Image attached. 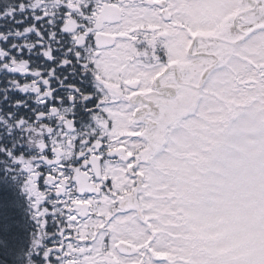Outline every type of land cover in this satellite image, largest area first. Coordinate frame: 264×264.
I'll use <instances>...</instances> for the list:
<instances>
[{
	"label": "rangeland",
	"instance_id": "374dc122",
	"mask_svg": "<svg viewBox=\"0 0 264 264\" xmlns=\"http://www.w3.org/2000/svg\"><path fill=\"white\" fill-rule=\"evenodd\" d=\"M104 1L47 0V6L51 11L55 6L63 4L67 7L70 4L75 12V22L78 23L77 17H83L82 20L90 23L101 16V11L107 16L111 14V8L100 7V2ZM36 2L37 0H29V6ZM135 6L129 3L122 7L126 14L122 25L128 29L145 23L144 18L147 19V14L150 15L145 8ZM74 25L76 23H69V27ZM78 26L80 30L77 34H88L91 24L85 26L78 23ZM77 34L74 32L76 41ZM86 39L80 53L84 65L88 62L95 68H104L113 78L118 72L128 78L138 76L142 78L144 88L149 85L152 74L156 72L150 63L145 62L150 56L141 58L139 50L128 47L122 40L118 47L94 56L91 42L87 36ZM120 49L126 52H120ZM128 56L135 60L128 64ZM255 59L260 61L263 57ZM235 70L238 74H246L247 69H242L240 65L235 66ZM221 77V85L214 82L206 87L209 93L206 91L203 99L206 100L204 108L207 114L201 112L205 118L200 122L195 119L183 122L188 131H176L168 148L174 151L173 156L157 153L152 164L157 168L153 170L148 165L142 169L147 180L145 191L139 196L141 210L137 203L136 211L126 210L129 207L125 206L127 198L122 206L125 213L114 217L107 232L100 231L95 236L96 229L103 224L101 217H107L108 211L120 204L117 203L118 199L127 196L124 191L132 185L126 173V164L122 160H126L125 155L120 154V146L125 144L131 150L139 141L128 142V138H121L114 142L115 137L123 136L120 134L118 137L116 133L121 130L129 133L131 130V107H99L96 114L86 116L84 122L75 127L69 126H72L70 121L60 119V116L66 115L65 110L61 109L57 119L49 123L52 126L35 122L28 125L25 140L27 146L42 152L49 151V156L39 155L33 160H22V167L27 170V178L31 179L33 192L38 198L47 195L45 191L38 193L34 188L37 175L34 165L37 163H43L48 167L47 173L51 172L49 177L41 180V188L45 184L49 185L47 188L54 190V196H59L61 190L73 185L80 194L78 201H84V181L92 184L93 178H111L112 187L105 182L101 197L92 196L89 199L87 196L94 207L91 216L75 215L72 209H67L66 227L58 223V228L50 234L44 233L41 227L35 242L29 246L27 264H39L38 260L29 259L37 253L38 248H43L42 254L45 257L49 252L53 254V260L49 262L45 259L44 264H108L107 258L114 259L112 264L139 263L136 260H143L142 264L151 261L176 264L182 259L191 261L180 262L182 264H264V88L256 85L253 90H243L234 87L232 74H223ZM219 110L221 116L217 117L220 115ZM92 122L94 126L99 122L102 127L100 135L104 139L92 137V131L96 130V127H91ZM100 140H104L105 146L114 151V160L107 157V151L110 150L95 153ZM90 154L99 157L96 165L89 159ZM61 163L69 169L73 183H65L53 169ZM74 163L81 165L80 168ZM80 174H85L88 180H80ZM48 179L50 180L47 181ZM170 184L179 192L194 189L192 195L200 196L198 202L191 205L186 199L176 200L175 197L163 199L162 202L152 200L151 194L158 197L164 194V187L157 190L158 186ZM62 202L61 211L65 208V203H71ZM148 216H152V219H148ZM170 224H174L175 228L177 224L181 225L180 229L174 231L176 237L157 234V227L161 230ZM55 236L57 238L52 240L49 247L45 242ZM119 239L131 242L133 252L136 253L122 256L116 251V256L109 255L114 252L112 243ZM148 242L149 250L143 249V245L147 246L145 244ZM155 252L160 253L157 256L162 261L157 260Z\"/></svg>",
	"mask_w": 264,
	"mask_h": 264
},
{
	"label": "flooded vegetation",
	"instance_id": "af4514ba",
	"mask_svg": "<svg viewBox=\"0 0 264 264\" xmlns=\"http://www.w3.org/2000/svg\"><path fill=\"white\" fill-rule=\"evenodd\" d=\"M129 3L135 4L137 8H145L146 13L150 12V15L146 16L147 19L144 18L145 23L133 25L130 29L122 25L126 16L122 7ZM102 6L112 9L110 18L103 17L102 11L101 16L90 23L82 20L83 17L76 18L79 24L85 26L91 24L88 28V34L91 36L80 32L78 35V31H75L78 36L76 42L79 43L80 48L86 43L87 36L92 45L91 51L94 56H99L104 51L118 47L122 40L128 47L139 50L142 53L141 58L145 59L146 56H150L151 58L145 59V62L150 63L156 72L154 71L149 85L144 88L142 78L138 76L133 79L118 72L113 78L104 68H95L88 62L84 65V71L88 73L91 94L95 98L94 103L89 105L87 116L96 114L99 107H131L130 116L133 118L129 125L131 135L125 137L126 131L121 130L115 135L122 134L123 136L120 135L121 137L116 138L114 142L116 143L121 138H128V142L139 141L140 143L136 150H133V147L131 150L126 148V152H134L127 156L128 158L125 156L126 160L122 159L126 164L129 181L132 183L130 188L128 187L124 191L128 195L118 199L117 203L120 204L112 207L108 211L107 217H101L103 224L98 226L94 236L100 231L107 232L108 226L113 223L116 215L125 213L129 209L136 211V203L141 210L139 196L145 191L147 180L142 169L148 165L153 170L157 168L152 165L157 153L173 156L174 151L168 148L177 133L176 131L178 129L188 131L183 122L193 119L199 121L205 118L201 112L207 114L204 108L206 100L203 99L206 91L209 93L206 87L211 86L214 82L221 85V76L230 73L233 75L234 87L253 90L256 85H261L264 88V0H105L100 2V7ZM212 10L214 11L212 12ZM144 15L143 12L142 16L144 17ZM207 22L210 24L207 25ZM76 26L77 24L73 28ZM121 51L126 52L123 49H120ZM73 53H75V45ZM259 56L263 57L260 61L255 59ZM133 59L134 57H126L128 64L132 63ZM233 64L235 66L242 65V69H247L246 74H238ZM124 87L126 88L124 89ZM224 105L227 106V104ZM220 108L223 110L222 106ZM220 116L221 112L217 117ZM85 117L78 115L76 125L84 122ZM91 125L92 128L96 127V130L92 131V137L104 139L100 135L102 127L99 122L96 126L93 122ZM69 126L73 127L70 124ZM188 128L190 129V127ZM121 146H125V144ZM103 150H110L107 151V157L114 160L111 157L113 155L111 148L105 146L104 140H100V143L95 147V153L101 154ZM120 152L124 153V149ZM89 159L95 165L99 162V157L96 154H90ZM56 166L60 167V164ZM76 166L80 168L81 165ZM62 180L68 184L73 183L71 179ZM93 180L94 182L90 184L97 188L98 193H94L95 196L89 195V199L92 196L101 197L105 182L109 187H112L111 178L107 180L93 178ZM158 187L157 190L164 187L162 190L164 194L160 197L154 194L150 195L152 200L157 202L175 197L176 200L184 198L193 205L198 202L200 197L192 195L194 189L179 192L171 184ZM65 191L70 194L63 195ZM186 191L187 193H185ZM60 193L66 202L72 201L69 204L65 203L63 215L67 209H72L75 215L76 213L92 215L94 207L89 201L86 204L87 211L85 213L75 211V201L79 199L80 194L73 185L68 189L61 190ZM83 195L87 196L85 193ZM68 197L72 198L68 199ZM127 198L128 203L125 206L129 207L125 210L122 206L126 203ZM53 203H57V207L61 209L64 202L55 200ZM66 225L68 224L65 222V227ZM180 226L177 224L175 228L174 224H170L165 228L162 227L161 230L157 227V234L171 236L176 229H180ZM104 239L106 241L107 236ZM120 240L122 239L118 241ZM117 242L112 243L114 252L109 253L112 257L116 256L115 245ZM145 245L147 246L143 245L142 248L149 250V242ZM142 248L140 246V249ZM135 253L132 248L127 255ZM117 254L119 253L117 252ZM157 260L162 261L158 258ZM142 261L136 260L135 262L142 264ZM186 261L184 260V262ZM106 262L112 264L115 261L113 258L111 260L109 258ZM189 262L191 261L188 260L186 263ZM149 263L162 264L157 261L145 262V264Z\"/></svg>",
	"mask_w": 264,
	"mask_h": 264
},
{
	"label": "snow or ice",
	"instance_id": "6c2138e0",
	"mask_svg": "<svg viewBox=\"0 0 264 264\" xmlns=\"http://www.w3.org/2000/svg\"><path fill=\"white\" fill-rule=\"evenodd\" d=\"M74 18L70 4L50 11L47 0L30 6L29 0H0V264H25L29 235L41 227L45 232L58 228L49 202L53 197L34 194L22 160L31 152L25 143L28 125L55 121L64 109L60 119L75 127L77 116H87L94 103ZM70 22L77 26L69 27ZM34 166V188L43 193L49 185L41 188V180L51 172ZM54 239L45 243L51 247ZM42 253L38 248L29 259L53 260L51 252Z\"/></svg>",
	"mask_w": 264,
	"mask_h": 264
},
{
	"label": "trees",
	"instance_id": "16d2710c",
	"mask_svg": "<svg viewBox=\"0 0 264 264\" xmlns=\"http://www.w3.org/2000/svg\"><path fill=\"white\" fill-rule=\"evenodd\" d=\"M7 1L6 0H4V3H6ZM37 124V123H36ZM48 125L49 126H52L51 124H49L48 123ZM26 143V142H25ZM27 145V144H26ZM30 150H31V152H30V155L28 156V158L27 159H31V160H33V159H35V158H37V157H39V155H44V156H49V151H45V152H42V151H40V149H35V148H32V147H29V146H27ZM33 164H34V162H33ZM37 165H42V168H40L39 170L40 171H43L44 173H47V169H48V167L47 166H45L43 163H37ZM66 165H67V163H66ZM53 169H55V171L56 172H58V174H60V178L61 179H70V171H69V169L65 166V165H63L62 163L60 164V167H57L56 165L53 167ZM35 170H37V168L35 167ZM47 177H49V176H47ZM50 179H48L47 181H49ZM42 188H44V187H42ZM44 191L46 192V195L47 196H52L53 197V199L51 200V202L53 203V201H55V200H58V201H65L62 197H61V195H59V196H54L53 195V192H51V191H53V190H49L48 188H44ZM66 193V195L65 196H67L68 194H70L69 192H65ZM72 197H68V199H71ZM57 203H53V205H54V213H55V215H54V219H55V221H56V224H58V223H60V224H64L65 223V220H64V217H63V211H61L58 207H57V205H56ZM54 230H56V229H50L48 232H45L44 231V233H47V234H50V232L51 231H54ZM52 233V232H51ZM36 234H39V229H38V231L35 233V234H30L29 235V243H28V250L24 253V262H25V264H27V258H26V255L30 252V249H29V246H31V245H33L32 243H34L35 242V239L37 238V235Z\"/></svg>",
	"mask_w": 264,
	"mask_h": 264
},
{
	"label": "water",
	"instance_id": "95a60500",
	"mask_svg": "<svg viewBox=\"0 0 264 264\" xmlns=\"http://www.w3.org/2000/svg\"><path fill=\"white\" fill-rule=\"evenodd\" d=\"M104 12H107V11H104ZM110 13H112V12H110ZM103 17H105V18L109 17L110 18V14L108 16H107V14H103ZM86 189L92 190V187L90 185H86ZM117 247H118V250L120 252H129V251H131L130 250V245H128V244H126L124 242H121V241L118 243Z\"/></svg>",
	"mask_w": 264,
	"mask_h": 264
}]
</instances>
